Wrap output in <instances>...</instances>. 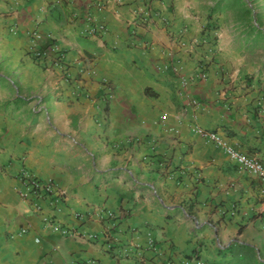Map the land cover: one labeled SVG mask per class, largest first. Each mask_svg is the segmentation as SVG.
Wrapping results in <instances>:
<instances>
[{
  "label": "crops",
  "instance_id": "obj_1",
  "mask_svg": "<svg viewBox=\"0 0 264 264\" xmlns=\"http://www.w3.org/2000/svg\"><path fill=\"white\" fill-rule=\"evenodd\" d=\"M97 1L0 0V264H264V0Z\"/></svg>",
  "mask_w": 264,
  "mask_h": 264
},
{
  "label": "built area",
  "instance_id": "obj_2",
  "mask_svg": "<svg viewBox=\"0 0 264 264\" xmlns=\"http://www.w3.org/2000/svg\"><path fill=\"white\" fill-rule=\"evenodd\" d=\"M102 0L97 1L96 6L99 9L102 7ZM140 5L134 11V22L140 24H147L152 17L150 3L147 0L141 1ZM37 32L34 31L30 34V36L38 39ZM69 76V75H68ZM208 137L212 140V142L218 146L222 147L226 152L227 156L231 161L236 163L241 169L245 170L248 173L256 175L261 181L264 183V163L261 161L246 156L227 143L221 136L216 133H208ZM20 180L23 184V191L21 192L22 197H32L34 199H40L44 195L52 193L54 190V186L52 183H43L35 176L28 174L26 171L20 173ZM46 223L51 222L49 219L45 220ZM52 226H55L52 224ZM55 230H59L58 227H54ZM26 230L23 229L21 233H25ZM65 234H70L68 231H64ZM39 242V240H36ZM82 264H93V262H85ZM182 264H204L197 257H191L183 261Z\"/></svg>",
  "mask_w": 264,
  "mask_h": 264
},
{
  "label": "rangeland",
  "instance_id": "obj_3",
  "mask_svg": "<svg viewBox=\"0 0 264 264\" xmlns=\"http://www.w3.org/2000/svg\"><path fill=\"white\" fill-rule=\"evenodd\" d=\"M141 1H144V0H141ZM149 3L152 2L153 0H147Z\"/></svg>",
  "mask_w": 264,
  "mask_h": 264
}]
</instances>
